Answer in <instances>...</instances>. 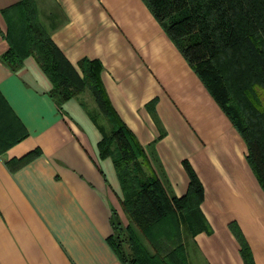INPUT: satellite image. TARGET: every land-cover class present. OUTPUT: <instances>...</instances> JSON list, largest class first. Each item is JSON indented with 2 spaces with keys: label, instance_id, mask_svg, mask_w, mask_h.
I'll list each match as a JSON object with an SVG mask.
<instances>
[{
  "label": "crops",
  "instance_id": "crops-1",
  "mask_svg": "<svg viewBox=\"0 0 264 264\" xmlns=\"http://www.w3.org/2000/svg\"><path fill=\"white\" fill-rule=\"evenodd\" d=\"M19 1L0 0L2 32V10ZM36 2L41 21L81 73V59L101 60L112 104L156 152L167 188L178 197L188 193L185 160L197 172L208 228L193 234L183 227L188 264H246L232 223L255 264H264V189L248 144L146 3ZM9 48L0 33V93L11 109L0 112V148L7 146L0 154V264H123L108 242L113 208L125 225L130 219L114 161L100 153L103 134L81 103L93 105L92 97L87 92L59 107L36 58L13 70L1 59ZM25 129L26 137L8 145ZM37 149L40 155L18 167Z\"/></svg>",
  "mask_w": 264,
  "mask_h": 264
},
{
  "label": "trees",
  "instance_id": "trees-1",
  "mask_svg": "<svg viewBox=\"0 0 264 264\" xmlns=\"http://www.w3.org/2000/svg\"><path fill=\"white\" fill-rule=\"evenodd\" d=\"M143 1L247 142V158L264 189V0ZM2 13L7 30L0 33L10 43L1 57L5 64L16 70L34 56L51 79L50 95L61 108L68 99L85 97L87 92L93 99V105L83 98L81 103L103 134L100 153L114 161L123 208L130 219L125 225L113 208L114 231L108 242L117 256L123 264H188L183 227L193 234L208 228L201 210L205 189L193 166L185 160L191 180L188 193L178 197L167 188L166 173L154 149L147 150L112 104L101 60L81 59V73L41 21L36 0H20ZM0 100V112L11 110L1 93ZM153 116L159 123L155 112ZM27 135L25 129L8 145ZM6 147L0 148V154ZM40 154L41 150H35L19 160L18 167ZM7 164L14 169L12 161ZM231 228L246 264H255L242 230L237 223Z\"/></svg>",
  "mask_w": 264,
  "mask_h": 264
},
{
  "label": "rangeland",
  "instance_id": "rangeland-1",
  "mask_svg": "<svg viewBox=\"0 0 264 264\" xmlns=\"http://www.w3.org/2000/svg\"><path fill=\"white\" fill-rule=\"evenodd\" d=\"M257 90V89H256ZM257 93L261 96V94H260V91L259 90H257ZM261 98H262V96H261ZM244 111L249 115V116H252L251 115V111L249 110V109H247V108H244Z\"/></svg>",
  "mask_w": 264,
  "mask_h": 264
}]
</instances>
